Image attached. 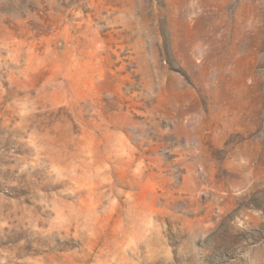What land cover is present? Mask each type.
<instances>
[{"label": "rangeland", "instance_id": "374dc122", "mask_svg": "<svg viewBox=\"0 0 264 264\" xmlns=\"http://www.w3.org/2000/svg\"><path fill=\"white\" fill-rule=\"evenodd\" d=\"M0 264H264V0H0Z\"/></svg>", "mask_w": 264, "mask_h": 264}]
</instances>
